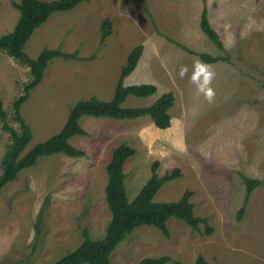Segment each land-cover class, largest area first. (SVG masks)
<instances>
[{"label":"rangeland","instance_id":"rangeland-1","mask_svg":"<svg viewBox=\"0 0 264 264\" xmlns=\"http://www.w3.org/2000/svg\"><path fill=\"white\" fill-rule=\"evenodd\" d=\"M18 2L0 0V37L17 23L19 12L12 3ZM200 3L86 0L73 10L52 14L33 31L24 48L30 59L45 48L94 58H55L48 64L41 83L20 108L31 131L25 152L57 134L78 102L110 101L121 68L137 46H142V54L124 85L151 84L156 93L148 98L129 96L122 107H147L169 92L175 101L165 130L153 127L147 117L83 116L79 124L86 135L74 136L69 143L85 156L41 157L5 185L0 192V264H51L81 244L84 230L94 240L103 238L111 218L104 198L106 167L122 144L135 150L123 165L130 201L150 178L154 162L159 177L178 170L179 177L164 184L154 201L175 202L190 191L194 216L206 219L212 233L205 234L203 224L192 231L175 218L167 222L168 237L142 226L112 252L111 264H138L161 256L171 258L167 264H195L199 256L208 264H264V0H207L217 23L223 17L221 8L227 10L229 22L220 28L232 35H224L223 50L211 45L204 53L228 58L232 64H209L216 74L212 103L197 95L190 83L198 57L176 43L186 42L180 20L195 25ZM106 18L112 22V33L100 44L99 30ZM163 39L176 47L166 44L163 49ZM181 66L188 67L184 78L179 76ZM30 79L27 67L0 51V98L16 131L19 124L12 106ZM9 144L0 123V161ZM240 175L263 184L253 190L237 221L246 196Z\"/></svg>","mask_w":264,"mask_h":264},{"label":"trees","instance_id":"trees-1","mask_svg":"<svg viewBox=\"0 0 264 264\" xmlns=\"http://www.w3.org/2000/svg\"><path fill=\"white\" fill-rule=\"evenodd\" d=\"M86 0H54L44 2L43 0H19L12 3L19 12V19L13 30L7 35L0 37V51L14 59L29 70L30 81L24 85L23 93L13 103L12 109L14 121L19 124V131L12 128L7 115L3 109L0 98V123L1 129L9 134L10 144L7 146L0 161V192L8 183L14 182L18 174L27 168L34 166L37 160L44 156H52L63 153L70 158H81L85 156L82 150L70 145L69 140L74 136H85L86 132L81 128L79 120L83 116L95 118H111L116 120L149 118L152 124L159 130L170 127L169 111L174 106V96L171 92L159 96L153 104L147 107L124 108L123 103L129 96L135 98H148L156 93V87L151 84L125 86L124 79L136 68L141 54L142 46L135 47L127 57L121 68L118 82L113 97L110 101L102 102L95 98L80 101L74 105L61 130L47 141L36 144L29 151L25 152L31 140V131L20 115L21 106L28 100L30 92L42 81L44 71L48 64L55 58H62L65 61L77 60L87 61L94 57L82 58L78 53H63L59 50H43L35 59H30L24 52L26 43L32 36L33 31L45 24L49 17L57 12H67L76 8ZM203 1V10L200 16V29L208 40L218 50H223V44L208 21L206 0ZM144 11L149 14L148 10ZM112 22L106 18L100 26V44L112 33ZM182 49L198 57L201 61L211 64L217 61L230 62L228 58L212 57L203 53H194L189 49ZM135 154V150L127 145H120L112 152L111 160L106 167L108 182L105 187V202L110 213V222L106 228L105 235L100 239H92L87 230L82 233L83 241L73 251L65 254L51 264H111L112 252L139 227H153L159 230L165 237H168L167 222L175 218L184 222L192 231H198L201 224L205 227V234L211 235L212 230L207 220L195 217L193 205L190 198L193 196L190 191H185L178 201L162 202L154 201L155 195L161 187L179 177V171L165 174L162 177L157 175L158 163L151 166V176L140 189L133 200H129L126 194L125 175L123 173L124 162ZM245 183L246 196L244 205L237 212V221H240L244 214L249 197L254 189L263 183L259 180L249 179L240 175ZM171 261L168 256L142 259L138 264H167ZM195 264H208L199 256Z\"/></svg>","mask_w":264,"mask_h":264},{"label":"crops","instance_id":"crops-1","mask_svg":"<svg viewBox=\"0 0 264 264\" xmlns=\"http://www.w3.org/2000/svg\"><path fill=\"white\" fill-rule=\"evenodd\" d=\"M200 1H201L200 10H198V15L195 16V18H196L195 20H197L195 25L187 26L184 23V21L182 22V19L180 20V27H181V30H182V31H180V34L184 35L183 39H186V42L178 40V41H176V43H178L179 45H182L183 47L189 49L190 51H192L194 53H203L204 54V53H207L206 49L212 48L211 45L213 47H216V46L213 45L208 40V38L204 35L202 30L200 29V16H201V12H202L203 6H204L203 5V1L202 0H200ZM195 9L197 10L198 7L195 6ZM206 9H207V15H208V21L210 23V27L215 29L214 31L218 34L222 44L224 45V35H229V31H226L227 34H224V32H223L224 29L220 28V27L222 26V24H225V23L229 22L228 18H227V16H228L227 15V10H225L224 7L221 8L223 17L221 18V22L217 23L218 19H216L214 17L213 12H212V8L211 9L208 8L207 0H206ZM194 15H195V10H194ZM180 17H182V16L180 15ZM188 17L192 18L191 15L188 16ZM229 36H232V35H229ZM230 43H231V38H230ZM162 44H163V46H162L163 49H164V47H166V44H167L168 48H170L171 45L175 46V44H172L170 39H168V40L163 39ZM215 64H217V62L214 63L213 65H215ZM226 64H227V62L222 61L221 63L217 64L216 66H221V65H226ZM229 65H232V64L229 63ZM169 75H171L170 72H169ZM170 125H171V121H170ZM152 126L154 127L153 124H152Z\"/></svg>","mask_w":264,"mask_h":264},{"label":"clouds","instance_id":"clouds-1","mask_svg":"<svg viewBox=\"0 0 264 264\" xmlns=\"http://www.w3.org/2000/svg\"><path fill=\"white\" fill-rule=\"evenodd\" d=\"M193 71L190 77V83L195 85L197 95L203 96L207 103H212L215 100V91L212 88V82L215 79V72L212 66L199 60L193 62ZM188 74V67L181 66L179 71L180 78H184Z\"/></svg>","mask_w":264,"mask_h":264}]
</instances>
